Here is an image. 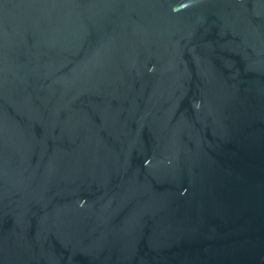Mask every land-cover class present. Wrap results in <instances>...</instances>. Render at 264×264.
Returning a JSON list of instances; mask_svg holds the SVG:
<instances>
[{
    "label": "water",
    "instance_id": "water-1",
    "mask_svg": "<svg viewBox=\"0 0 264 264\" xmlns=\"http://www.w3.org/2000/svg\"><path fill=\"white\" fill-rule=\"evenodd\" d=\"M0 264H264V0H0Z\"/></svg>",
    "mask_w": 264,
    "mask_h": 264
}]
</instances>
